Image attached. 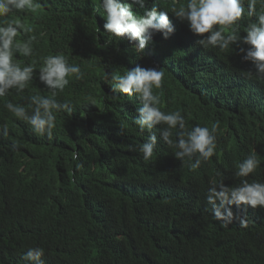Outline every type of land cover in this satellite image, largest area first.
Returning a JSON list of instances; mask_svg holds the SVG:
<instances>
[{"label":"trees","instance_id":"1","mask_svg":"<svg viewBox=\"0 0 264 264\" xmlns=\"http://www.w3.org/2000/svg\"><path fill=\"white\" fill-rule=\"evenodd\" d=\"M40 2L37 12L13 18L33 29L18 39L36 35L38 63L63 52L85 75L70 78L57 94L75 112L57 114L52 140L4 108L6 100L27 105L31 95H51L38 77L22 93L0 98V125L9 129L0 135V264H25L21 254L36 246L45 249L44 264H264V209L246 208L247 228L235 220L222 227L205 202L213 178L227 186L240 182L235 165L250 152L261 167L246 179L264 182V106L252 99L261 84L246 77L250 63L238 49L196 46L197 37L171 13L174 35L156 34L140 55L127 40L104 47L108 37L95 39L104 31L102 11L94 12L100 0ZM184 2L158 0L168 10ZM251 19L241 20V35ZM137 64L164 72L163 87L155 90L162 110L181 111L188 127L219 124L217 153L199 169L180 168L162 141L149 161L133 150L147 139L133 123L140 101L112 98L103 75Z\"/></svg>","mask_w":264,"mask_h":264},{"label":"clouds","instance_id":"2","mask_svg":"<svg viewBox=\"0 0 264 264\" xmlns=\"http://www.w3.org/2000/svg\"><path fill=\"white\" fill-rule=\"evenodd\" d=\"M259 3V10L257 4ZM42 8L40 0H0V98L7 97L14 90L17 94L24 91L38 77L39 82L51 95L39 93L28 97V103H13L6 100L4 108L18 120L31 126L39 137L53 139L56 128L57 114L72 115L75 110L72 101L63 102L56 99L58 93H63L70 84V78L77 81L84 78V72L79 64L69 62V57L63 52L48 54L34 58L36 35H29L21 40V34L32 33L31 27H26L15 17L35 13ZM102 11L103 32L95 36L108 37L104 47L127 40L138 54L154 43L153 37L161 34L167 40L174 35L176 28L169 19L171 13L177 20L185 23L189 31L197 37L195 45L204 50L218 49L220 51L237 50L242 61L249 62L251 67L245 73L248 79H256L261 87L252 98L258 107L264 106V0H185L177 6L173 3L170 10L160 7L158 0H100ZM248 20L241 35V20ZM41 36L44 33H40ZM29 58L24 63L17 59ZM37 67L39 70H36ZM111 65L105 64L106 68ZM164 72L159 67H142L126 69L123 74L105 71L103 82L109 85V95L116 98L117 94L128 97L135 96L141 106L136 109L133 123L141 135L147 134V139L133 150L142 154L145 161L154 156L158 143L170 151L169 157L180 168L197 170L202 163L209 162L217 153L218 123L211 127L195 124L187 126V119L181 111L162 110L161 95L155 90L163 87ZM0 135L8 136L7 124L0 125ZM18 144L13 143L12 149L18 150ZM72 160H79V153H72ZM77 169L83 167L76 165ZM261 161L256 152H250L235 165L234 177L241 178L238 184L227 186L224 179L209 181L205 192V202L209 206L212 218L228 227L233 220L240 227L247 228L250 222L246 208L264 209V182L247 177L257 173ZM217 176H221L217 172ZM232 206L241 211L233 212ZM43 247H29L21 254L25 264H44Z\"/></svg>","mask_w":264,"mask_h":264}]
</instances>
